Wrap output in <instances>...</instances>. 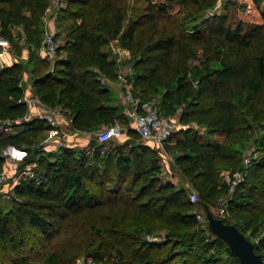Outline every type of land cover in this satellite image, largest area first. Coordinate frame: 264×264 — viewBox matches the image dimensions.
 I'll return each mask as SVG.
<instances>
[{"label": "trees", "instance_id": "16d2710c", "mask_svg": "<svg viewBox=\"0 0 264 264\" xmlns=\"http://www.w3.org/2000/svg\"><path fill=\"white\" fill-rule=\"evenodd\" d=\"M143 1L146 12L126 22L127 0H65L58 17L69 15L74 22L50 69L35 53L47 0H0V37L14 56H22L23 46L27 51L24 62L0 68V122L9 119L17 129L0 132V150L13 145L26 152L25 162H36L34 178L15 187L7 210L0 191V264H76L80 257L99 264H241L195 212L199 206L205 213L208 201L229 193V184L216 190L215 168L224 161L231 180L235 172H246L231 193L224 221L251 240L232 210L253 214L256 206L264 215V155L244 168L233 148L245 133L247 116L261 123L258 141L264 144V0L228 2L222 14L195 23L191 31L188 22L218 0ZM173 4L177 13L184 11L182 18L169 12ZM236 12H245L247 20ZM14 27L20 28L16 34ZM114 37L135 59L133 91L155 100L164 115L176 114L184 103L180 121L205 128L203 133L181 129L174 136L179 151L174 162L198 188L197 202L185 188L160 184V154L155 145L139 142L132 128L121 143L93 136L86 146L46 152L35 145L46 121L17 122L27 111V104L18 102L26 92L62 109L72 127L85 132L122 117L111 88L100 80L116 79L115 62L103 49ZM190 59L198 63L189 67ZM25 69L31 74L28 87L22 81ZM4 162L0 153V170ZM157 228L166 229L165 240H145V232ZM252 243L264 259V237Z\"/></svg>", "mask_w": 264, "mask_h": 264}, {"label": "rangeland", "instance_id": "374dc122", "mask_svg": "<svg viewBox=\"0 0 264 264\" xmlns=\"http://www.w3.org/2000/svg\"><path fill=\"white\" fill-rule=\"evenodd\" d=\"M163 0H150L151 3H159L162 2ZM244 0H218L216 4L199 14L197 17V20H194L192 18L191 21L188 22V31L192 30V26L195 23L201 22L203 19H207L209 17H212L214 15L222 14L224 12V5L228 4V2H234L235 4L239 5L243 2ZM49 3V0H47ZM262 4V2H261ZM126 17L125 21L129 22L131 20H135L138 16L141 14H144L146 12V2L143 0H127L126 3ZM66 7V2L65 0H61V2L58 5H55L52 9L51 13H44L41 19V27H42V39L44 34L52 30L55 33V38L56 41L58 42L59 45L62 44L64 35L66 33V30L69 26H71L74 22V19L72 16L67 15V17L64 15L63 18H59L58 15L62 12L63 8ZM179 7L175 4H173L171 7H169V12L172 15H176V17H183L185 15L184 11L182 13H177ZM236 18L242 19L244 21L247 20L248 15L245 12H236L235 13ZM195 17V16H194ZM193 17V18H194ZM59 19V20H58ZM14 34L20 31L19 27H14L13 29ZM41 39V42H42ZM23 52L21 57L14 56V54L7 49L5 54L11 55L10 58L6 57V64H9L11 62L15 61H21L24 62L27 58V51L25 47L23 46ZM104 51L108 52V55L111 60L115 62L116 66V76L120 74H127V82L132 83L133 82V67H134V61L135 59L130 55V52L127 48L121 45L120 40L118 37L112 38L108 44L103 48ZM35 53L37 56H39L37 49H35ZM198 57L200 56V53L198 52ZM63 54H61L62 56ZM40 57V56H39ZM58 58V55L56 56ZM56 60V59H55ZM54 60V62H55ZM4 60L2 57H0V68L3 65H6L3 63ZM53 62V63H54ZM52 63V64H53ZM198 59H190L187 64L189 67H192V65L197 64ZM52 64L50 63L49 68L51 69ZM103 77V76H102ZM31 80V74L29 72V69H25L23 76H22V81L23 83L26 84L28 87L30 84ZM116 80V79H115ZM104 84H107L104 82ZM112 91V97H113V103L115 106H120V86L115 83L114 84H107ZM27 93V92H26ZM32 94V93H31ZM157 99V97L155 98ZM45 105V104H44ZM184 107V103H181L178 108L175 110V113L177 115V125L175 127L173 134V137L177 132H179L181 129H192L199 131L203 133L205 131V128L203 126H200L197 124L195 121H189L188 123H182L180 121V113ZM59 108V107H58ZM247 122L248 125L246 127L245 133L241 135L237 143L233 146L234 150L239 155L240 163L244 168L249 167L252 162L256 161L257 159L261 158L264 155V144H260L258 141V137L262 134V125L259 121L253 120L250 116H247ZM117 121L118 124L123 126L124 129V135L121 138L116 139L114 142H123L129 138V130L131 129L130 122L127 118L124 116L122 117H117L114 116V122ZM113 122V123H114ZM109 123L102 122L101 124L98 125V127L93 131V132H85L82 130H79L80 132L74 134V132L70 133V137L68 140V145L69 146H79L83 147L86 146L90 140L91 137L97 136V132L99 129L103 126L108 125ZM46 136V130L43 131L38 135L39 138H37L38 142L35 144L36 146H43L46 152H56V150H52L50 147H46L45 145H42L43 140L45 139ZM206 137H211V139H215L217 141L223 142L224 139L222 136L219 135H205ZM176 137H174L171 141L166 143V140L163 142V144L157 146L155 145V149L159 152L160 156V166H161V171H160V176H161V181L160 184H164L166 182H172L175 184L176 187H182L185 188L188 192V196L190 194L195 193L198 197L197 201L201 198L200 192L198 188L192 183L190 178L184 174V172L176 165L174 162L175 155L179 153L177 150V147L174 146ZM139 142H144L139 138ZM167 145V146H166ZM6 148V147H5ZM4 149V148H3ZM3 149L0 150V153L2 154ZM60 149V148H59ZM6 159V158H5ZM36 166V162L34 163ZM7 166V165H6ZM34 166V168H35ZM216 171V179L219 182L218 185L216 186V190H219L221 185L228 184L230 181V168L224 161H219L216 165L215 168ZM242 182V181H241ZM240 182V183H241ZM231 194V193H230ZM16 196L15 192L13 194V198ZM224 196L227 198L228 196V206L231 203V198L232 196H229V193H225ZM12 199V198H10ZM1 201L2 205L4 207V210H7L9 208L10 200L9 198H5L1 192ZM220 202V197L217 195L215 198L212 200L208 201V206L209 209L212 213L216 214V209L218 206V203ZM260 203L264 204V197L260 198ZM254 210L253 214H248L244 210H242L240 207H234L232 211L235 212L234 215V221L240 222V224L245 228L248 236L250 239L255 242L259 243L260 238L264 237V215L260 212V210L257 209L256 206L252 207ZM197 212H204L201 207H196ZM166 229L165 228H157L152 231H147L144 234L145 240L148 241H154V242H161L165 240V235H166ZM212 252V251H211ZM262 252L264 253V246L262 247ZM224 256V254L222 255Z\"/></svg>", "mask_w": 264, "mask_h": 264}, {"label": "built area", "instance_id": "2783aa9c", "mask_svg": "<svg viewBox=\"0 0 264 264\" xmlns=\"http://www.w3.org/2000/svg\"><path fill=\"white\" fill-rule=\"evenodd\" d=\"M61 0H49L44 13H51L55 5H58ZM58 42L55 38V33L52 30L47 31L38 48V54L41 58L53 63L56 59ZM9 43L7 39L0 37V57H2L7 49ZM125 73L116 76L115 83L120 86V107L121 112L125 118L130 122L131 128L139 136V138L152 145H161L167 140L175 130L177 125V115H164L160 113L158 104L155 100H144L140 95L133 91L132 83L127 82ZM102 82L114 84V81H109L106 77H100ZM18 102H25L27 104V111L17 122L28 121L34 117L41 118L46 121L48 128L46 129V136L42 145L56 150L68 145L70 133L74 134L80 132L79 129L72 127V119L68 117L64 111L58 107H49L44 105L37 95L27 92ZM12 121L5 119L0 122V132L16 133L17 129L12 125ZM124 135L123 126L117 121L110 125L103 126L97 132V140L99 142L108 141L111 139H118ZM5 162L0 170V191L5 198H13L15 187L24 178H34L35 162H25L24 158L26 152L19 148L11 149L9 146L3 149L1 154ZM7 165V166H6ZM245 171L235 172L233 178L229 181V196L234 190L235 186L243 181ZM228 198V196H227ZM225 196L220 197L216 209V216L222 218L230 217L228 209V199ZM191 202H197V195L190 194ZM196 218L204 222L206 216L204 212H195ZM76 264H99L92 258L80 257L76 260Z\"/></svg>", "mask_w": 264, "mask_h": 264}, {"label": "water", "instance_id": "95a60500", "mask_svg": "<svg viewBox=\"0 0 264 264\" xmlns=\"http://www.w3.org/2000/svg\"><path fill=\"white\" fill-rule=\"evenodd\" d=\"M11 149L15 147L9 145ZM206 222L209 231L223 239L231 252L241 264H264L260 253L254 251L253 243L235 225L226 223L222 218L215 216L209 209L205 210Z\"/></svg>", "mask_w": 264, "mask_h": 264}, {"label": "crops", "instance_id": "0c3cea01", "mask_svg": "<svg viewBox=\"0 0 264 264\" xmlns=\"http://www.w3.org/2000/svg\"><path fill=\"white\" fill-rule=\"evenodd\" d=\"M6 57H8V58H10L11 57V55H10V53L9 54H4L3 56H2V58H3V60H4V62L3 63H5L6 62ZM12 58V57H11ZM13 62H11V63H9V64H6V65H10V64H12Z\"/></svg>", "mask_w": 264, "mask_h": 264}]
</instances>
